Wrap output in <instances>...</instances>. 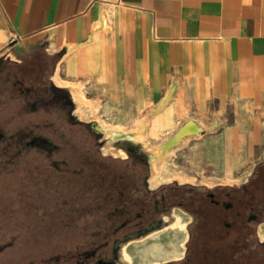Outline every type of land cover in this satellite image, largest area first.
I'll return each instance as SVG.
<instances>
[{
	"label": "crops",
	"instance_id": "obj_1",
	"mask_svg": "<svg viewBox=\"0 0 264 264\" xmlns=\"http://www.w3.org/2000/svg\"><path fill=\"white\" fill-rule=\"evenodd\" d=\"M33 53L86 122L142 132L146 159L199 130L153 178L227 188L264 169V0H0V62Z\"/></svg>",
	"mask_w": 264,
	"mask_h": 264
},
{
	"label": "rangeland",
	"instance_id": "obj_2",
	"mask_svg": "<svg viewBox=\"0 0 264 264\" xmlns=\"http://www.w3.org/2000/svg\"><path fill=\"white\" fill-rule=\"evenodd\" d=\"M47 62V58L42 53L28 54L20 59V62L11 60L0 62V159H11L19 153L20 156L13 159H30L29 161L35 164L34 167L45 165L48 170L43 175L32 165L26 166L27 163L17 167V170L14 167L4 170L0 168V243L6 242L10 238V228H17L23 222L20 218V212L26 205L24 202H20L18 198V195H21L24 190L19 176L27 169H34V173L39 178L43 177L44 179L46 177L48 180L44 190L42 186L34 184L26 191L33 197L35 195L37 197V194L41 192L50 195V200L44 204V208L53 210L56 207L70 206L75 209H84L86 203L80 194L82 182L75 176L80 167L81 159H107L101 162L110 166H120L122 161L132 162L135 157L148 164V159L145 157L149 153L126 140L117 139L114 142L115 147L125 149L126 158L115 157L102 150L103 146L106 145L103 132L94 123L86 122L80 117L76 112L77 110L73 109V105L70 104L67 96L55 89L51 81L52 68H47ZM63 104L67 105L69 109L65 110ZM80 123L86 124L92 133L88 134L84 126L74 125ZM32 131L38 136V140L41 138L38 148L32 146L34 145L33 142L29 145L30 138L27 135ZM124 134L128 135L127 133ZM44 139L45 141H42ZM148 166L145 178L147 190L162 189L161 192H166V189L173 184L177 185L179 189L191 187L177 189L180 197H185L184 190H190L191 193L195 192V196H197V192L203 194V200L201 202L196 200L194 203L191 199L186 201L182 207H171L167 212H161L154 228L118 245L113 263L119 255L120 264H127L120 258L121 245L126 242H130L129 254L133 264L136 262L137 264H146L147 262L150 264L151 261L155 260H158L157 264L178 262L185 258L191 245L194 249H198L199 254L202 253L203 255L205 248H210L215 243V236H213L214 239H210L204 233L206 229H211V225L213 226L218 221V217L217 213L213 211L214 209L211 210L207 205L203 206L204 204L200 203L207 201L205 195L209 192L204 193L205 190L212 192L215 188L203 190L204 188L193 185L168 184L164 182L163 174L158 178H151L150 165L148 164ZM60 184L64 187L61 188ZM225 189L232 190L234 193L230 202L236 204L237 201H241L247 206L261 207L264 205V169H256L245 182ZM63 197H65V201H63ZM37 198L40 199V197ZM37 198H32V200L40 202ZM73 198H77V200L73 202ZM179 199L176 203L179 202ZM166 208H162V210H166ZM207 209L208 212H206ZM174 212L186 219L185 233L170 229L172 220L166 218ZM185 213L186 216L183 215ZM227 222L236 223L234 219H228ZM221 224L223 225V220ZM203 226H206L205 230L202 229ZM7 228H9V232ZM254 229L257 238V227L243 231L230 230L226 232L223 240L227 243L223 244L228 251L226 258L229 261L227 264H254V248L257 245L253 236ZM182 240L185 243L184 252L180 256L181 258H176L173 256L174 251L180 247ZM263 251L260 248L255 253L258 255ZM17 259H19L18 253L2 252L0 249V264H19Z\"/></svg>",
	"mask_w": 264,
	"mask_h": 264
},
{
	"label": "trees",
	"instance_id": "obj_3",
	"mask_svg": "<svg viewBox=\"0 0 264 264\" xmlns=\"http://www.w3.org/2000/svg\"><path fill=\"white\" fill-rule=\"evenodd\" d=\"M45 57L47 58L46 55ZM47 61V68L51 69L53 62ZM63 108L69 109L64 104ZM74 125L84 126L88 134L92 133L84 123ZM27 136L30 138L29 145L33 142V147L40 146L41 138L38 140L34 131ZM18 156L19 153L13 158ZM13 158L0 159V168L4 170L14 167L17 170V167L25 163L26 166L35 165L30 159ZM105 160L107 159H81L75 176L82 182L80 194L86 203L84 209L70 206L56 207L53 210L44 208L50 195L40 191L38 199L36 195L33 197L26 191L34 184L42 186L44 190L48 184L47 178H39L32 168L24 171L19 176L24 190L18 195L19 201L26 205L20 212L23 222L17 228H10V238L0 243L2 252L18 253L19 264H115L113 259L118 245L154 228L161 212H167L171 207H182L191 199L194 203L196 200H203V194L196 191L195 196V192L191 193L190 190H184L185 197H180L177 189L191 187L179 189L173 184L166 192H161L162 189L147 190L145 178L149 166L141 159L134 157L132 162L122 161L120 166L101 162ZM34 168L43 175L48 172L45 165ZM210 191L206 189L204 193ZM32 198H37L40 202H35ZM63 198L65 201V197ZM178 198L179 202L176 203ZM76 200L77 198L72 199L73 202ZM200 204L211 208L209 200ZM165 207L166 210H162ZM210 228L207 230L203 226L202 229H206L204 234L210 239L215 236L216 244L206 247L203 255L191 245L184 259L169 264H227L228 251L223 244L227 243L223 240L227 230L220 221ZM7 229L9 232V228ZM253 236L257 244L254 248V264H264V251L258 255L255 253L260 248L264 250V244L257 240L255 229Z\"/></svg>",
	"mask_w": 264,
	"mask_h": 264
},
{
	"label": "bare ground",
	"instance_id": "obj_4",
	"mask_svg": "<svg viewBox=\"0 0 264 264\" xmlns=\"http://www.w3.org/2000/svg\"><path fill=\"white\" fill-rule=\"evenodd\" d=\"M61 72V71H60ZM56 74V73H55ZM61 74V73H60ZM80 85V84H79ZM83 85V84H82ZM66 86V85H65ZM68 87V86H67ZM75 87V86H74ZM79 94V93H78ZM91 96V95H90ZM72 97V96H71ZM86 97V96H85ZM83 99V98H82ZM94 99V98H93ZM100 99V98H99ZM84 100V99H83ZM102 100V99H101ZM106 100V99H105ZM73 101V100H72ZM88 101V100H87ZM83 103V102H82ZM80 104V103H79ZM81 105V104H80ZM79 107V105L77 104V108ZM75 108V107H74ZM73 108V109H74ZM77 111V114L79 115V111L78 109H76ZM77 116V115H76ZM81 117V116H80ZM78 118V117H77ZM79 120V119H78ZM144 120V118H143ZM142 120V121H143ZM105 123V122H104ZM95 126V125H94ZM199 134V130L192 124L186 126L180 133H178L172 140H170L169 142H167L165 145H163L161 148L159 149H154L152 148L151 149V154H150V169H151V178L152 177H155L157 170V166L162 163L165 158L167 157L169 151H170V148L179 143L183 137L185 136H188V135H192V136H196ZM141 135H142V132H137L134 136H129V135H125V134H119V133H116V132H112V131H106V132H103V137H105L106 139V145L103 146L102 150L106 153V154H109V155H112V156H115V157H123V158H126L127 157V153L125 151V149L123 148H118V147H115L114 146V142L115 140L117 139H120V140H126V141H129V142H132L130 144H134V140L135 141H138L140 138H141ZM190 140V139H189ZM135 145V144H134ZM173 176V175H172ZM171 178V177H170ZM175 178V177H174ZM178 178V177H176ZM186 178V177H185ZM190 179V178H189ZM188 179V181H189ZM173 180V179H172ZM191 180V179H190ZM207 182V181H206ZM212 184V182H211ZM149 186V185H148ZM179 211V210H178ZM176 212V211H175ZM173 213L171 216H168L166 219L167 220H172V223L170 225V229L173 230V231H180L181 233H185V224H186V219H184L182 216L178 215L177 213ZM186 216V213L183 214ZM188 216V215H187ZM187 218V217H186ZM189 220V219H188ZM163 222V221H162ZM189 222V221H188ZM187 222V223H188ZM162 229V228H161ZM170 231V230H169ZM167 232V231H166ZM172 232V231H171ZM172 234V233H171ZM175 234V233H173ZM163 235V234H162ZM178 235V234H177ZM167 236V235H166ZM165 236V237H166ZM144 237V236H142ZM141 237V238H142ZM181 237V236H180ZM179 237V238H180ZM187 237V236H186ZM161 238V237H160ZM167 238V237H166ZM169 239V238H168ZM140 240V239H139ZM152 240V239H151ZM150 240V241H151ZM156 240V239H154ZM162 240V239H161ZM166 241V240H165ZM148 243V242H147ZM161 244V243H160ZM174 244H177V243H174ZM129 245H130V242H126L124 244L121 245V251H120V258L123 262H126L127 264H133L132 262V258L129 254ZM133 245V244H132ZM168 245V243H167ZM179 245V244H178ZM158 246V244H157ZM162 246V245H161ZM169 246V245H168ZM135 247V246H134ZM141 247V246H140ZM142 247H145V246H142ZM170 247V246H169ZM165 248V247H164ZM173 248V247H172ZM184 248H185V243L184 241L182 240L180 242V247L174 251V257L176 258H179L183 252H184ZM154 249V248H153ZM140 250V249H138ZM173 250V249H172ZM165 251V250H164ZM136 252V251H135ZM139 255H137L138 257ZM137 257L135 258L136 261H137ZM140 258V256H139ZM181 258V257H180ZM183 258V257H182ZM135 261V262H136ZM158 260H155V261H151L150 264H157ZM172 261V260H171ZM139 263V262H138ZM143 263V262H142ZM148 263V262H147ZM146 263V264H147ZM137 264V262H136Z\"/></svg>",
	"mask_w": 264,
	"mask_h": 264
},
{
	"label": "flooded vegetation",
	"instance_id": "obj_5",
	"mask_svg": "<svg viewBox=\"0 0 264 264\" xmlns=\"http://www.w3.org/2000/svg\"><path fill=\"white\" fill-rule=\"evenodd\" d=\"M240 192V191H238ZM233 191L225 188H215L214 191L206 193L207 200L210 201L211 210L215 211L218 221L222 222L227 231H243L248 228H256L264 219V205L261 207L247 206L241 201L236 204L230 202ZM228 219H234L236 223L227 222Z\"/></svg>",
	"mask_w": 264,
	"mask_h": 264
},
{
	"label": "water",
	"instance_id": "obj_6",
	"mask_svg": "<svg viewBox=\"0 0 264 264\" xmlns=\"http://www.w3.org/2000/svg\"><path fill=\"white\" fill-rule=\"evenodd\" d=\"M56 89V87H55ZM71 105H73V102H70ZM101 133V132H100ZM0 137H1V134H0ZM148 164L150 165V157H148ZM115 264H120V261H119V255L118 257L114 260Z\"/></svg>",
	"mask_w": 264,
	"mask_h": 264
}]
</instances>
